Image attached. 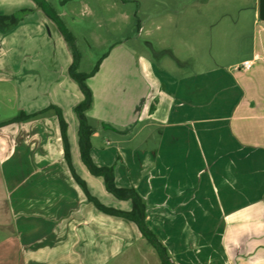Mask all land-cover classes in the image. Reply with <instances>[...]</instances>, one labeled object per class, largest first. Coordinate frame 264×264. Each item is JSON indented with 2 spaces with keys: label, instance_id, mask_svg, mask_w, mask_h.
<instances>
[{
  "label": "crops",
  "instance_id": "crops-1",
  "mask_svg": "<svg viewBox=\"0 0 264 264\" xmlns=\"http://www.w3.org/2000/svg\"><path fill=\"white\" fill-rule=\"evenodd\" d=\"M256 2L250 49L234 61L204 64L195 41L188 51L152 49L158 60L122 44L87 79L92 159L114 166L118 186L138 190L171 264H264V19ZM246 59L249 69L238 66ZM72 61L69 54L54 77L34 71L31 93L46 101L25 112L61 108L70 161L53 109L0 122V264H164L133 221L100 209L73 174L105 205L132 208L81 158L75 108L84 94Z\"/></svg>",
  "mask_w": 264,
  "mask_h": 264
},
{
  "label": "rangeland",
  "instance_id": "rangeland-1",
  "mask_svg": "<svg viewBox=\"0 0 264 264\" xmlns=\"http://www.w3.org/2000/svg\"><path fill=\"white\" fill-rule=\"evenodd\" d=\"M46 1L73 34L78 70L85 72L122 44L157 59L154 49L188 51V43L195 41L199 61L229 63L248 52L256 25V0ZM203 1L212 6L200 5ZM1 14L20 19L14 25L0 23V122L45 105V96H34L29 87L34 71L54 77L63 71L69 54L73 59L71 44L36 0H0ZM190 32L197 33L195 40ZM47 67L56 70L48 72ZM149 245L152 256L159 257ZM7 246L13 250L14 243Z\"/></svg>",
  "mask_w": 264,
  "mask_h": 264
},
{
  "label": "trees",
  "instance_id": "trees-1",
  "mask_svg": "<svg viewBox=\"0 0 264 264\" xmlns=\"http://www.w3.org/2000/svg\"><path fill=\"white\" fill-rule=\"evenodd\" d=\"M37 3L42 7V9L45 11V13L53 18L62 34L64 35L65 39L71 44L72 47V53H73V61L69 66V74L70 76L79 84V87L81 88L84 99L80 101L76 105V112L79 118V146H80V153L81 158L85 165L89 168L91 173L95 175L103 176L106 188L109 192H111L113 195H115L119 199H125V200H131L132 202V208L130 210H123L111 206L105 205L103 202H101L97 197L92 195L89 190L87 189V185L83 179L80 178V176L73 170V174L77 181L84 187L87 197L92 200L100 209L103 211L115 214L118 216L125 217L131 221H133L136 226L138 227L141 234L153 245V247L156 249L158 255L160 256L162 262L164 264H171L168 257V252L165 248V246L162 244L160 239L158 238L157 234L153 229H151L147 222V206L138 192V190L134 186L130 187H121L118 186L115 182V171L114 166L110 165H96L92 159L90 149L92 146L91 142V134L93 132V126L88 122L87 118V110L91 107L93 102V93L91 88L89 87L87 83V79L89 76H91L94 71L98 68L99 64L95 67V69L91 72H85V71H79L78 70V60H79V54L76 50V44L73 34L69 31V29L65 26V24L62 22L60 16L52 9V7L49 5V3L46 0H36ZM20 17H18L15 14H9V15H0V23L3 24L5 20H9V25H14L19 21ZM5 24V23H4ZM49 109H53L56 112V115L59 119L60 123V130L61 135L64 143V149H65V156L68 161H70L71 155H70V143L67 136V122L63 116L62 110L60 107H58L55 104L49 105L47 108L36 111L31 114H27L24 111H21L19 115L12 118L9 122L12 121H18V120H24L29 119L34 116H37ZM72 166V164L70 163Z\"/></svg>",
  "mask_w": 264,
  "mask_h": 264
},
{
  "label": "built area",
  "instance_id": "built-area-1",
  "mask_svg": "<svg viewBox=\"0 0 264 264\" xmlns=\"http://www.w3.org/2000/svg\"><path fill=\"white\" fill-rule=\"evenodd\" d=\"M252 64H253L252 59H246L238 66H242V67H244L246 69H249L252 66Z\"/></svg>",
  "mask_w": 264,
  "mask_h": 264
},
{
  "label": "water",
  "instance_id": "water-1",
  "mask_svg": "<svg viewBox=\"0 0 264 264\" xmlns=\"http://www.w3.org/2000/svg\"><path fill=\"white\" fill-rule=\"evenodd\" d=\"M260 16L264 19V0H259Z\"/></svg>",
  "mask_w": 264,
  "mask_h": 264
}]
</instances>
